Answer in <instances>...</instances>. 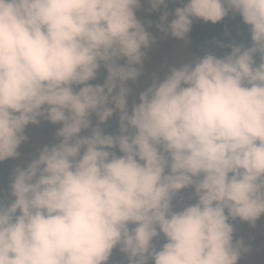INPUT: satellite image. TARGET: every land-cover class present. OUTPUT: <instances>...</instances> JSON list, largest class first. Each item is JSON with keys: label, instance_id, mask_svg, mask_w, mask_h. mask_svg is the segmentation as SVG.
<instances>
[{"label": "clouds", "instance_id": "9594fccd", "mask_svg": "<svg viewBox=\"0 0 264 264\" xmlns=\"http://www.w3.org/2000/svg\"><path fill=\"white\" fill-rule=\"evenodd\" d=\"M169 2L0 0V162L29 124H60L0 199V264H107L117 246L127 264H237L247 251L228 220L264 215V0H177L171 20ZM144 4L182 40L194 19L238 13L251 43L171 66L129 110L155 41ZM188 186L196 202L172 211Z\"/></svg>", "mask_w": 264, "mask_h": 264}, {"label": "rangeland", "instance_id": "374dc122", "mask_svg": "<svg viewBox=\"0 0 264 264\" xmlns=\"http://www.w3.org/2000/svg\"><path fill=\"white\" fill-rule=\"evenodd\" d=\"M148 8L149 6L144 4L136 11V16L139 20L146 17L159 18L160 14L158 15L156 11H150ZM172 18L173 13H169L168 19L171 20ZM199 21V19H194L191 28ZM187 37L188 34L186 38ZM185 39H177L171 35L160 32L159 36L155 38L154 43L146 50L145 58L151 61L153 60L155 64H158L157 69L160 78H163L171 66H179L181 63L185 62L191 63L201 57L196 55L189 44L185 42ZM149 67H151V65L147 68ZM105 76L104 72L99 68L96 79L89 81V83H103ZM148 78L149 76H146V79ZM143 88V83H141L137 89L135 88L136 90L133 89L128 98L129 110L133 98ZM90 119L93 124L96 123L94 115L90 117ZM114 123L118 125V117L116 115L110 118L106 124L101 127L105 129L107 126H110L109 128H111ZM59 127L60 124H52L43 119H40L37 124H29L25 128L27 139L23 141L18 148L20 156L18 158H11L10 166L14 170L17 167H25L31 159H34L39 154L42 147L58 143L59 138L56 136V131ZM86 134H88L87 131L82 130L81 135ZM195 198L193 186H188L179 190L172 200V211H180L183 207L193 204ZM230 223L233 226V243L239 239L242 240L243 244L247 247V251H241L237 264H264V215L259 217L254 224L242 221L239 218H231ZM165 242L166 240L162 234L153 238V243L157 250ZM107 264H127L126 255L119 250L118 246L112 249ZM149 264H152L151 260H149Z\"/></svg>", "mask_w": 264, "mask_h": 264}, {"label": "trees", "instance_id": "16d2710c", "mask_svg": "<svg viewBox=\"0 0 264 264\" xmlns=\"http://www.w3.org/2000/svg\"><path fill=\"white\" fill-rule=\"evenodd\" d=\"M178 6L182 5L179 4L177 0H170L167 4L168 12L173 13L174 9ZM157 12L160 13V11ZM141 21L146 24L147 30L152 33L154 38L159 36L160 31L155 26L158 18L146 17L141 19ZM149 21L152 22L150 25L148 24ZM249 27L250 26L246 25L242 21L238 13L233 14L229 11V13L221 21L215 24L200 20L191 28L185 42L187 41L186 43L189 44L191 49L198 56H203L206 53H212L217 57H221L230 52V44H242L247 47L251 43ZM255 59L256 63H259L258 54H256ZM120 63H123V60H121ZM150 65L151 67L147 68ZM157 66L158 64H155L153 60L151 61L145 58L142 75L137 79V81L129 82V86L132 88V91L135 88L137 89L141 83H143V87H146L149 83H151L153 77L160 78ZM100 68L106 75V69H104L102 65ZM146 76H149V78L146 79ZM109 127L110 126H107L104 129L105 133L110 134L118 132L117 124L114 123L111 128ZM10 159L11 158L0 162V199H3L5 202L14 199L10 196V183L14 171V169L10 166ZM196 199L197 197L193 203L196 202ZM230 220L231 218H229L228 223H230Z\"/></svg>", "mask_w": 264, "mask_h": 264}]
</instances>
